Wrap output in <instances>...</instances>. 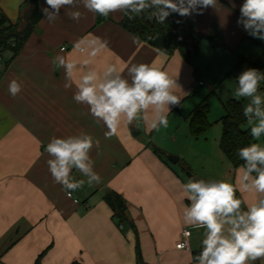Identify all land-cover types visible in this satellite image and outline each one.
I'll return each mask as SVG.
<instances>
[{
	"label": "crops",
	"instance_id": "1",
	"mask_svg": "<svg viewBox=\"0 0 264 264\" xmlns=\"http://www.w3.org/2000/svg\"><path fill=\"white\" fill-rule=\"evenodd\" d=\"M24 1L0 0L8 23L25 24L27 15L21 10ZM242 3L243 0H219L216 9L207 8L202 15L176 14L205 35L222 32L231 50L213 48V54L221 58L219 68L225 74L235 73L239 57L264 64V42L252 38L237 25ZM43 6L44 0H41L40 9ZM79 10L82 18L78 22L65 15L67 9L61 10L55 23H48L42 16L20 53L13 56L7 51L3 55L0 66V264H71L76 260L82 264H194L192 257L200 251L203 229L190 228L191 252L176 249L175 244L186 228L182 218L186 201L181 187L186 181L165 164L164 151L156 147H162L159 140L153 137L152 142L151 137L158 131L150 128L151 115L132 125L122 124L116 135L105 139L107 129L103 123H96L87 107L73 100L74 87L64 89L63 69L54 67L52 60L56 55H65L82 64L85 55L74 49V45L79 41L82 48H88L90 41L100 37L108 41V47L90 67L102 72L110 63L120 69L131 63H152L167 72L180 85L175 93L182 96L181 102L168 114V127L175 125L182 129L188 151L193 153L191 159L193 156L206 158L200 177L224 179L239 188L240 167H234L223 155L220 138L216 144L209 145L203 139L206 133L198 138L189 133L188 115L198 100L190 108L182 109V106L193 91L191 83L200 75L198 61L194 57L186 60L179 51L166 54L137 38L119 25L124 17L119 12L96 24V14L82 6ZM17 15V21H13ZM86 70L78 68L75 78ZM12 79L23 85V91L15 98L8 92ZM132 128L137 135H133ZM81 132L100 141L99 147L92 149L91 157L95 161L94 170L103 182L92 187L85 183L69 198L48 172L49 157L44 146L53 136ZM221 134L220 129L218 137ZM260 142L264 143V137ZM182 159L191 161L180 152L175 163ZM211 162L212 169L206 170ZM73 176L87 179L75 171ZM109 191L124 197L133 226L118 224L113 218L105 199ZM237 195L249 203L253 199L251 194L238 191Z\"/></svg>",
	"mask_w": 264,
	"mask_h": 264
},
{
	"label": "clouds",
	"instance_id": "2",
	"mask_svg": "<svg viewBox=\"0 0 264 264\" xmlns=\"http://www.w3.org/2000/svg\"><path fill=\"white\" fill-rule=\"evenodd\" d=\"M44 4L41 12L50 24L60 18L62 9H67L65 15L69 19L78 22L82 18L81 6L104 18L119 12L130 21L143 18L147 12L148 20L164 24L173 13L202 15L207 8L216 9L219 0H44ZM236 22L249 36L264 42V0H243ZM136 42L134 38L133 43ZM107 47L108 41L100 37L90 41L88 48H82L78 41L74 49L85 55L82 64L65 55H56L52 64L63 69L64 89L75 88L73 100L85 105L96 123H103L107 129L105 139L116 135L122 124L132 125L141 118L147 120V114L151 115L152 130L167 128L171 108L182 99L175 93L180 85L152 63H131L124 69L110 63L102 72L90 67ZM80 67L87 70L75 78ZM236 81L232 95L237 100L247 101L243 115L256 142L237 149V156L243 161L238 169V173H242L238 175L239 188L236 183L224 179L189 177L182 183L186 201L183 224L186 228L203 229L200 251L192 257L194 264H255L258 260L264 264V143L260 142L264 137V93L260 91L264 72L246 68ZM22 91L20 81H9L8 92L13 98ZM99 143L91 134L81 132L53 136L44 146L49 157L46 160L48 172L69 198L85 183L92 187L103 182L94 170L95 161L91 157L92 149L98 148ZM74 171L86 177V181L76 179ZM238 191L251 194L252 201L249 203L238 197ZM183 235L185 241L178 242L176 247H187L191 252L188 238L192 233L186 230Z\"/></svg>",
	"mask_w": 264,
	"mask_h": 264
},
{
	"label": "trees",
	"instance_id": "3",
	"mask_svg": "<svg viewBox=\"0 0 264 264\" xmlns=\"http://www.w3.org/2000/svg\"><path fill=\"white\" fill-rule=\"evenodd\" d=\"M40 1H24L21 10L27 15V19L22 27L8 23L4 15L0 18V46L3 50H9L13 56L20 53L43 16ZM148 14L146 12L143 14V18L131 21L124 16L119 25L137 38L166 54H173L175 51L181 52L186 60L199 54L204 42H208L211 48L231 50L227 46L221 31H217L213 35H205L195 30L190 23L180 20L175 13L170 15L164 24L148 20ZM108 18L96 15V24H100ZM177 21L180 22L177 23ZM241 65H244L245 68H256L264 72V64L260 60L239 57L235 69ZM261 87H264V81L261 82ZM243 106V100L230 98L224 101L225 114L220 118L223 129L219 146L223 155L234 167H240L243 164V161L237 156V149L248 145L250 142H255L250 135L249 128L246 127ZM209 112V104L204 99L188 115L189 130L194 137L198 138L209 130L211 126ZM156 151L158 152L159 149H156ZM186 169L189 170L188 167ZM105 199L113 211V218L118 224L128 223L133 226L127 215V203L121 194L116 191H109L105 195ZM71 264L82 263L76 260Z\"/></svg>",
	"mask_w": 264,
	"mask_h": 264
},
{
	"label": "rangeland",
	"instance_id": "4",
	"mask_svg": "<svg viewBox=\"0 0 264 264\" xmlns=\"http://www.w3.org/2000/svg\"><path fill=\"white\" fill-rule=\"evenodd\" d=\"M17 19L18 15L12 20L17 21ZM7 51L9 50H2L1 55L3 56L7 53ZM213 51L215 50L209 46L208 42H204L200 53L196 56H193V59H197L198 61V74L200 75L197 76V81H194L195 83H191V88L193 91L191 94H189V97L182 106V109H185L186 107L190 108V105L197 100V104H199L204 99L207 100L210 108L209 120L211 122V126L206 132V137L204 136L203 139L209 143V145L216 144V139L219 140L220 138V136L218 137V133L220 129L222 132V122L218 121V119L225 113L223 102L230 98H234L232 93L237 85L236 77L242 70L246 69L241 66L235 70V73L232 72L225 74V72L221 71L219 68L221 58L216 56V54H213ZM261 54H263V51ZM200 80H202L205 84L199 86L198 82ZM260 91L261 93H264V87H260ZM240 100H243V105L247 103V101L244 99ZM182 132V129L180 127H176L175 125L167 128H160L157 134L151 137V140L153 142V137L159 140L158 142L162 145V147L159 145H156V147L160 148L161 151H164L165 164L170 168L171 171L178 174L181 180L187 182L189 179L187 175L188 171L198 176H200L201 172H204V159L206 158L199 159L196 158V156H193V159H191V155L193 153L188 151V143L183 140ZM190 135L194 137L192 134ZM199 150L201 151V148ZM180 152L186 154L188 159L190 158L189 160L191 161L189 162L191 163L185 162L184 159L180 160L178 163L171 161L170 156L179 157ZM212 164V162L209 163V165L206 166V170L212 169ZM187 167L189 170L186 169Z\"/></svg>",
	"mask_w": 264,
	"mask_h": 264
},
{
	"label": "built area",
	"instance_id": "5",
	"mask_svg": "<svg viewBox=\"0 0 264 264\" xmlns=\"http://www.w3.org/2000/svg\"><path fill=\"white\" fill-rule=\"evenodd\" d=\"M4 15V13H3V9L0 7V18L2 17ZM65 47H63V49H64ZM2 50H3V48H2V46H0V66H1V64H2V62H3V56L1 55V53H2ZM199 83V85H202L203 84V81H199L198 82ZM72 197H73V194H72ZM74 201L75 202H78V200L74 197ZM190 231L191 232V229L190 228H184L183 230H182V234H181V237H180V239L176 242V244H175V247H176V245H177V243L178 242H184L185 241V237H184V235H183V233H184V231ZM189 239V238H188ZM176 249H178L177 247H176ZM184 249H187L188 250V248L187 247H185ZM180 250H182V249H180Z\"/></svg>",
	"mask_w": 264,
	"mask_h": 264
},
{
	"label": "water",
	"instance_id": "6",
	"mask_svg": "<svg viewBox=\"0 0 264 264\" xmlns=\"http://www.w3.org/2000/svg\"><path fill=\"white\" fill-rule=\"evenodd\" d=\"M135 130H136L135 128H132V129H131L133 135H137V134H138V133L135 132ZM138 132H139V130H138ZM170 159H171V161H173V162L175 163V162H177L178 157H176V156H170ZM187 175H188V177L202 178V177H200V176H198V175H196V174L191 173L190 171L187 172ZM202 179H204V178H202ZM107 191H108V189H106V192H107Z\"/></svg>",
	"mask_w": 264,
	"mask_h": 264
}]
</instances>
